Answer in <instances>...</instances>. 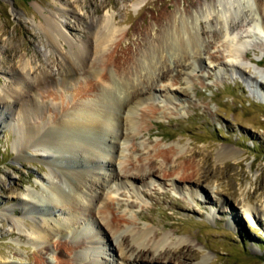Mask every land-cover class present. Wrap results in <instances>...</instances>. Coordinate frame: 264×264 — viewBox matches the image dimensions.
<instances>
[{
	"label": "rangeland",
	"instance_id": "1",
	"mask_svg": "<svg viewBox=\"0 0 264 264\" xmlns=\"http://www.w3.org/2000/svg\"><path fill=\"white\" fill-rule=\"evenodd\" d=\"M136 1L0 0V90L11 87L13 77L22 74L21 61H29L36 67L30 71L33 77L41 71L54 77L57 70L62 69L60 57L51 50L47 38L38 28L45 15L59 16L61 28H65L70 38L86 41L89 37V15L99 18L113 14L119 33L107 52L120 50L121 44L142 45L138 32L141 22L149 21L147 32L150 37L155 36V23L168 9L162 0ZM166 1L175 4L178 11L188 10L187 17L190 18H185L194 24L204 47L200 54L189 59L192 64L183 62L181 67L170 68L173 70L168 77L153 86V92L144 94L138 102L136 116L141 128L135 133L127 132L122 162L129 168V161L148 162L155 156V167H164L159 153L177 147L180 155L202 152L205 160L201 174L209 170L211 174L218 172V175L208 181L199 178L195 184L200 187L173 186L165 180L155 179H148L146 184L132 185L121 181L118 184L106 182L103 198L97 206L101 208L106 199L111 200L112 212H106L105 216L119 215L129 220V224H123L114 237L98 214L93 222L81 212L70 214V220H75L74 228L81 234L67 232L53 236L50 240L52 248L44 254L41 253L43 243L29 242L27 235L19 237L16 232H9L4 215L12 209L18 211L21 206L17 200L25 198V190L40 191L36 181L46 174L48 159L33 149L21 151L14 147V130L9 124L16 121L19 107L15 103L13 109L5 105V114L0 107V264H39L44 260L59 264L62 257L57 254L54 241H76L79 236L93 237L96 242L80 247L70 255L78 264H82V254L86 261L138 264L134 260L137 250L122 246V255L130 261L126 263L113 246L123 236H128L129 230H148L151 235H158L160 230L157 238L166 236L168 239L162 248L189 245L194 257L185 264H264V28L256 21L257 28L253 24L244 28V18H238L236 23L239 27L235 32L238 36L242 34L250 46L247 50L240 48L242 50L237 57H229L231 38H226L225 34L222 38H210V31L218 28L216 13L211 12L208 19L202 17L203 5H212L214 0ZM261 1L264 4V0ZM216 4L215 11L219 7ZM244 11L246 13V9ZM208 40H211L209 44L206 43ZM50 91V87L36 91L39 104L53 103L54 96ZM47 121L51 123L54 120L47 116L45 127L49 125ZM176 158L174 156L172 162L175 165L193 161ZM195 160L197 165L198 158ZM97 168L100 176H104L105 170ZM190 190H196V199L189 197ZM38 207L47 210L45 204L40 203ZM249 209L257 212L250 213ZM50 212V215L41 217H50L48 222L52 225L68 215L61 208ZM34 215L37 216L28 217ZM30 218L25 220L27 225L32 224ZM131 244L129 241V246ZM91 249L99 252V256H93ZM63 259L66 261L65 257ZM153 264L175 262L174 259L160 257Z\"/></svg>",
	"mask_w": 264,
	"mask_h": 264
},
{
	"label": "bare ground",
	"instance_id": "2",
	"mask_svg": "<svg viewBox=\"0 0 264 264\" xmlns=\"http://www.w3.org/2000/svg\"><path fill=\"white\" fill-rule=\"evenodd\" d=\"M138 2L139 0L135 3ZM162 2L166 10L171 9L163 13L155 23L157 26L155 36L150 37L147 32L151 23L143 21L138 31L142 45L132 47L121 44L120 50L112 52L107 51L119 33L113 14L99 18L89 15L87 26L89 37L86 41L70 38L64 31L65 28H61L63 26L60 18H57L59 16L55 14L43 16L38 28L47 38L51 50L60 57L62 69L57 70L58 74L54 77L42 71L33 77L30 76V71L36 67L29 61H21L22 74L13 77L11 87L0 90V107L3 108V114L6 113V106L13 109L12 105L15 103L19 107L16 121L8 123L14 130V147L21 151L33 149L48 159L46 174L39 176L36 181V185L41 187L40 191L25 190V198L17 200L21 206L18 211L12 209L4 215L9 232H16L19 237L27 235L29 242L44 244L41 253L46 254L51 250L50 240L53 236L77 232V228L73 226L75 220H70V214L81 212L91 221L98 214L104 227L114 237L123 224H129V220L119 215L110 214L109 218L105 216L106 212H112L111 200L106 199L101 208L97 206L103 198L106 182L118 184V181H121L132 185L146 184L148 179H155L165 180L173 186L183 184L200 187L195 184L199 178L208 181L218 175V172L213 171L214 174H211L212 171L209 170L203 171L204 175L201 174L200 170L205 160L202 152L194 151L188 156L180 155L177 147L159 153L164 160V167H155L157 161L155 156L148 159V162L129 161V168L122 162L127 132L135 133L141 128L136 116L138 102L143 99L144 94L153 92V86L168 77L173 70L170 68L181 67L183 62L192 64V60L189 59L200 54L204 45L200 34L193 27L194 24L192 25L191 21L188 23L189 20L185 18L189 16L188 10L178 11L179 9L174 7L175 4H170L166 0ZM216 2L220 7L217 11L214 6ZM213 11L216 13L218 28L214 27L215 29L210 31L212 32L210 38H222L223 34L226 38H231L229 57H237L242 50L240 48L247 50L250 46L242 34L238 36L235 32L239 27L236 23L238 18H244L242 25L244 28L251 24L257 28L258 22L261 23V28H264V4L261 0H214L212 5L211 3L203 5L202 17L210 18ZM194 18L195 16L193 20ZM210 41L206 43L209 44ZM42 87L51 88L50 93L54 96L52 104L38 103L36 91ZM149 110L152 111L153 108ZM47 116L54 121L51 123L47 121L49 125L45 127ZM174 156L177 160L193 161L175 165L172 163ZM223 157L228 158L227 155ZM195 158H198L197 165ZM88 164L93 167L89 168ZM98 166L105 170L104 176H100L96 170ZM188 194L191 199L198 196L196 190H190ZM40 203L45 204L46 211L38 207ZM56 208L66 210L68 215L53 225L48 222L50 217H41L48 216V213L50 215V211ZM249 210L250 213L257 212L254 209ZM33 214L37 216L30 218ZM29 218L32 224L27 225L25 220ZM129 232L128 236H123L119 243L113 245L126 263L130 261L121 253L123 245L138 251L134 259L138 264H153L160 257L174 259L175 264H185L194 257L189 245H179L174 249L162 248L168 239L166 236L157 238L161 234L160 230L158 235L157 233L151 235L148 230ZM80 234L77 232L76 235ZM77 239L54 241V248L62 257L59 264H78L76 258L73 256L70 258V255L80 247L96 242L90 236H79ZM129 241L133 243L131 246ZM148 242H151L150 245ZM93 250L91 249V254L98 257L99 252ZM157 250L159 251L157 255L149 258ZM84 257L82 254V262L80 261L82 264L108 262L106 260L101 263L92 262V259L86 261ZM38 263L50 264L46 260Z\"/></svg>",
	"mask_w": 264,
	"mask_h": 264
}]
</instances>
